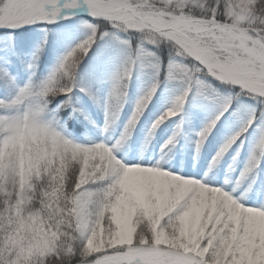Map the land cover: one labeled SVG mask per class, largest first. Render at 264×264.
<instances>
[{
    "label": "snow or ice",
    "instance_id": "6c2138e0",
    "mask_svg": "<svg viewBox=\"0 0 264 264\" xmlns=\"http://www.w3.org/2000/svg\"><path fill=\"white\" fill-rule=\"evenodd\" d=\"M0 264H264V0H0Z\"/></svg>",
    "mask_w": 264,
    "mask_h": 264
},
{
    "label": "trees",
    "instance_id": "16d2710c",
    "mask_svg": "<svg viewBox=\"0 0 264 264\" xmlns=\"http://www.w3.org/2000/svg\"><path fill=\"white\" fill-rule=\"evenodd\" d=\"M85 127L83 125H80L78 129L74 130L77 135L83 134L85 132Z\"/></svg>",
    "mask_w": 264,
    "mask_h": 264
}]
</instances>
